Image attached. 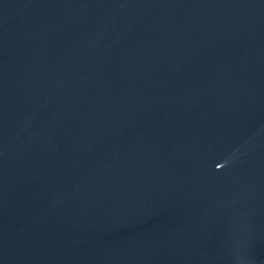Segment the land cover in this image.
Returning a JSON list of instances; mask_svg holds the SVG:
<instances>
[{"label": "water", "instance_id": "water-1", "mask_svg": "<svg viewBox=\"0 0 264 264\" xmlns=\"http://www.w3.org/2000/svg\"><path fill=\"white\" fill-rule=\"evenodd\" d=\"M0 264H264V0H0Z\"/></svg>", "mask_w": 264, "mask_h": 264}]
</instances>
